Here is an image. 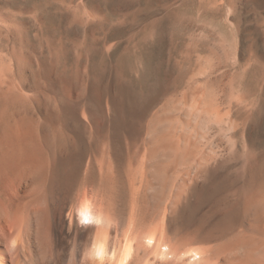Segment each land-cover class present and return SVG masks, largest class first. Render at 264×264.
<instances>
[{"label": "bare ground", "instance_id": "1", "mask_svg": "<svg viewBox=\"0 0 264 264\" xmlns=\"http://www.w3.org/2000/svg\"><path fill=\"white\" fill-rule=\"evenodd\" d=\"M102 1L72 36L0 8V264H264V56L153 65Z\"/></svg>", "mask_w": 264, "mask_h": 264}, {"label": "rangeland", "instance_id": "2", "mask_svg": "<svg viewBox=\"0 0 264 264\" xmlns=\"http://www.w3.org/2000/svg\"><path fill=\"white\" fill-rule=\"evenodd\" d=\"M98 1L2 0L0 8L17 15L19 21H53L72 36L65 21H92ZM101 7L105 21H127L111 36L121 43V52L130 44L131 35L137 42L152 29L165 34L162 40L154 38L142 52L152 56L153 65L167 62L177 51L199 49L202 57L212 58L237 42L245 61L251 55L264 56V0H103ZM31 15L41 19L34 20ZM259 126L254 132L263 136L264 116Z\"/></svg>", "mask_w": 264, "mask_h": 264}, {"label": "snow or ice", "instance_id": "3", "mask_svg": "<svg viewBox=\"0 0 264 264\" xmlns=\"http://www.w3.org/2000/svg\"><path fill=\"white\" fill-rule=\"evenodd\" d=\"M82 216H84V222L87 223L88 222V216L85 213H82ZM147 243L149 245H151L153 243L152 240H148Z\"/></svg>", "mask_w": 264, "mask_h": 264}]
</instances>
